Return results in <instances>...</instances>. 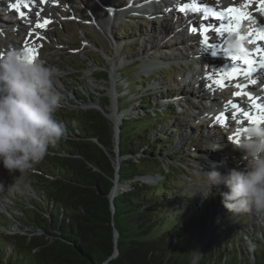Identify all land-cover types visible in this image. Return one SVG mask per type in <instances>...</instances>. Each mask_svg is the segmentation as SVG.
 Returning a JSON list of instances; mask_svg holds the SVG:
<instances>
[{
    "label": "trees",
    "instance_id": "16d2710c",
    "mask_svg": "<svg viewBox=\"0 0 264 264\" xmlns=\"http://www.w3.org/2000/svg\"><path fill=\"white\" fill-rule=\"evenodd\" d=\"M121 32L119 26L116 33ZM125 72L120 71V77L127 80ZM138 85L140 97L128 100L135 92L130 85L128 96L119 101V111L138 102L144 116L128 117L120 126L119 152L125 159L119 183L130 189L114 198L113 216L107 199L114 177L111 129L97 110L79 108L97 98L75 87L77 109L64 108L56 116L66 125L67 138L26 174L31 187L27 200L8 193L14 205L0 213V228L10 223L23 233L0 234V264H192L196 255L194 264H264V239L251 237L253 248L244 246L238 232L225 236L222 245L212 234L199 250L203 235L194 242L196 223L201 225L208 213L200 211L196 221L186 211H174L183 198L176 196L178 170L168 163L167 172L163 160L172 139L151 135L175 109L169 105L159 113L149 112L154 95H148L143 83ZM170 157L176 161L181 154ZM148 176L158 179L152 185L141 181ZM209 219L213 222L214 214ZM221 227L219 221L214 233ZM113 228L118 256L107 261L113 252Z\"/></svg>",
    "mask_w": 264,
    "mask_h": 264
},
{
    "label": "rangeland",
    "instance_id": "374dc122",
    "mask_svg": "<svg viewBox=\"0 0 264 264\" xmlns=\"http://www.w3.org/2000/svg\"><path fill=\"white\" fill-rule=\"evenodd\" d=\"M94 1L95 0H84L79 2L68 0L60 1L58 11H53L54 13H52V16H56V20L54 21L56 25L50 28L46 36H37V38L40 37L38 39L41 42H36L33 45L34 47H32V49L38 52V54H36L38 59L44 60L46 65L53 66L59 71L57 88L62 92L63 103H61L57 113L64 110V108L68 109V106L71 108L69 109L70 111H74V107L77 108L75 106L77 102L73 94L75 87L81 89L86 95L91 96L93 94L97 96V98L102 97L101 94L104 91L107 92V88L101 89L99 85L102 84L101 81L97 82L93 80L94 77L97 79L100 78L98 74L93 76L87 73L88 68L92 66V62L89 58L93 59L94 61H92L100 66L96 67L97 70H108L110 75L111 70L113 71L115 82L112 83L111 77H109L110 82L106 84L111 89L113 88L115 92L116 99L118 100L117 110H119V101L121 99L124 100V97L128 96L129 92L126 91L128 86L133 85L135 90L134 94L129 95L128 100L132 99L133 101L140 97L139 90H142V88L139 87L138 83L144 84V90L149 92L148 95H154L150 99V108L148 109L151 113L154 111L159 113L162 109L163 102H175V100L165 98L164 93L168 91L175 95L176 101L180 95L187 100L191 98L193 94L199 95L201 90L198 92L195 89L194 82H192L190 87H181L184 85L187 78L189 79L192 78L193 75L195 76L193 68H189V72H187L185 70L183 71L181 65L172 67V62L180 61V55L183 52L182 49H187L186 47H189V45H183L180 49L182 52L179 51L178 46L171 47V45H175L174 42L179 38L176 34H172L168 39L171 41V45L167 46L168 49L163 48L165 44L162 45V48L156 46L160 43V31L165 29L167 24L163 25V22L159 18H151L149 22L144 23L138 20H130L127 12L120 10V12H117L115 16H113L114 18L109 25V29L107 28L106 35H104L98 30L97 26L94 25V27H92V18L88 16L89 12L91 15L97 13V17L94 18L98 24L107 23L104 14L101 12L102 10ZM106 1L107 4H114L116 7H121L123 9L125 7L124 4L128 0H98V2L101 3H106ZM134 3L135 2H133V4L130 3V9L125 10L133 12L137 10V6ZM138 3L139 0H136V4ZM101 5L105 6V4ZM71 10L72 12L75 10L73 15L77 22L72 21L73 19L71 20V16H69L71 15V13H69ZM114 11L117 10L114 9ZM27 15H32V13H28ZM86 21L90 22L86 23ZM157 23L161 24L158 26ZM87 24H89V27ZM117 25H121L122 32L120 34L116 33V30L119 28ZM161 25H163V27ZM169 29L171 31L176 28L171 26ZM151 36L153 38L152 40L150 38ZM173 37L175 41L170 39ZM188 38L190 39V37ZM127 39H131L129 44H127ZM165 41L167 40L163 42ZM21 42L22 34L19 36L15 34L9 36L5 35L4 37L0 35V54L10 47L18 48ZM192 42H190V44H192ZM114 46L116 48H114ZM180 46L182 45L180 44ZM155 47H157V51L154 50ZM142 49L144 50V54L140 52ZM127 52L130 54H126ZM105 55H111L113 57L116 68H111L107 62L108 60H104ZM136 56H139V58L136 59H140V61H137V63H139L138 66H136V62L130 63L134 60L133 57ZM186 58H188L187 55ZM111 61L112 60H110V62ZM126 63H130V65L124 68V71H126L125 74L129 75L127 79L129 84H127L126 79H121L120 74L117 73V71L120 70L118 67ZM163 66L165 67L162 68ZM73 67L75 69H73ZM199 67H201V65H199ZM182 89L184 90L182 91ZM200 95L202 96V94ZM213 97L219 96L213 94ZM74 103L76 104L74 105ZM83 106V103L79 105L80 108ZM185 108L184 114L178 113L175 109L174 116L169 120L164 119L165 122L162 125H158L151 134L153 136H165L168 139H172L170 142V149H168L163 160L165 165L170 163L178 170V173H174L176 175L175 179L179 180L176 196L183 198H178L179 200L175 205L174 211H186L193 215L196 221L199 220L200 211L208 213V217L201 221V225L196 223L194 242H196L202 234L203 239L200 246L205 245L212 234L216 235L214 240L215 243L222 245L225 236L234 235L238 232V234L241 235L244 246L247 245L253 248L251 237L259 241H263L264 239V222L258 221L250 214L231 216L222 206L221 197L218 194V191H227L223 185L219 186V189L213 187L211 195L207 200L201 199L199 189L197 188L201 184L200 177L197 174L198 171L201 173L212 171L213 168L211 165L215 164L216 171H219L221 174H227L230 169L237 167L234 163V158L237 156V153L233 152L231 149L233 144L227 142L226 137L214 127L212 131H209L205 125L197 127L200 126H196L198 110H191L187 104ZM125 111H127L126 116L130 115V118L141 115L144 116V111L139 107L138 102L131 103L130 107ZM57 113L56 116L58 115ZM200 114L201 112L198 116H200ZM120 115H123V113ZM201 117H203V114H201ZM205 123H208V121ZM246 125L244 123V126ZM233 133L234 132L231 134L234 135ZM206 134L211 139L206 138ZM231 134L229 137H232ZM230 141L233 142V140ZM167 145L168 142L162 145L161 148ZM174 152L180 153L181 158L176 159V161L172 159L170 155ZM144 180L146 181V178ZM0 185H2V188H0V213H6L5 210H7V208H12L14 205V202L8 198V193H11L12 196L19 195L20 197H24L25 200L28 199L27 189L30 192L31 187L29 186V180L26 174L22 176H19L18 172L9 174L8 170L0 164ZM125 185L129 186V184ZM20 187H24V191L19 192ZM212 214H214L213 222L209 219ZM205 221L206 225H204ZM219 221L222 227L214 233V227L217 226ZM12 223L15 224L14 222ZM22 233L23 232L17 225H11L10 223L7 227L0 228V234L4 235ZM250 259L252 261L251 256Z\"/></svg>",
    "mask_w": 264,
    "mask_h": 264
},
{
    "label": "clouds",
    "instance_id": "9594fccd",
    "mask_svg": "<svg viewBox=\"0 0 264 264\" xmlns=\"http://www.w3.org/2000/svg\"><path fill=\"white\" fill-rule=\"evenodd\" d=\"M255 31L256 25L247 22L227 32L225 52L249 57V33ZM58 76L57 68L38 58L30 61L21 49L10 47L0 54V164L9 174H27L49 155L50 148L67 138L66 125L56 117L63 99L57 88ZM238 135L239 143L231 147L237 153V167L227 174L216 171L215 164L212 171H198L199 195L207 200L213 187L223 185L227 191L218 194L231 216L250 214L264 222V123H249Z\"/></svg>",
    "mask_w": 264,
    "mask_h": 264
},
{
    "label": "snow or ice",
    "instance_id": "6c2138e0",
    "mask_svg": "<svg viewBox=\"0 0 264 264\" xmlns=\"http://www.w3.org/2000/svg\"><path fill=\"white\" fill-rule=\"evenodd\" d=\"M43 3L44 0H41ZM189 7H191L194 11H203L205 18L212 17L218 22H225L221 23V26L217 28L215 31L217 35L223 36L227 32H231L235 29H237L242 22L247 21L251 22L256 25V31L255 33H249L250 37V43L252 45H256L259 42H264V27L260 26L257 21L253 20L247 13L239 11L235 7H228L224 9L223 11H213L211 8H208L207 6H204L202 9L200 7L196 6L195 0H193V3L191 6L185 4L183 7L179 8V11L181 13L185 12ZM258 10L261 13H264V0H261V3L259 4ZM50 23L49 20H45L42 24L37 23L35 25L38 29L45 28ZM191 32H196V28L190 29ZM209 29L207 27H200L199 28V34L203 37L206 32H208ZM31 35V33H29ZM40 38V37H38ZM201 44L203 48L206 50L208 47H213L214 50L211 52L213 56H216L218 54V51L222 52L225 59L230 62L228 68H224L221 70H218L214 73L215 79H211L212 86H215L217 88H223L228 81L235 80L237 77H239L241 74L244 75L245 78L249 80L250 83L255 84L256 79L253 78V73L257 71L258 68H264V48H257L255 51L257 53H261L259 56V59H253L250 55L247 58H238V57H232L228 55L224 49L216 50L215 46H211L208 44L206 38L201 40ZM26 57L31 61L36 59V51L34 49L25 48L24 50ZM237 88H240V85H236ZM234 97H246L249 101L253 113H250L247 110H244L240 113L245 120L248 123H264V103H260L259 99H264V97H260L259 99L257 97H254L252 95H249L247 92L241 90L233 93ZM231 104V107L235 111L238 106L235 103L229 102ZM215 120L218 124L221 126H224L225 118L223 115H217L215 117ZM239 129L236 133V136L239 137ZM230 140H233L232 137H229ZM234 143H239V139L233 140Z\"/></svg>",
    "mask_w": 264,
    "mask_h": 264
},
{
    "label": "water",
    "instance_id": "95a60500",
    "mask_svg": "<svg viewBox=\"0 0 264 264\" xmlns=\"http://www.w3.org/2000/svg\"><path fill=\"white\" fill-rule=\"evenodd\" d=\"M89 59L92 62V66L90 68H88L87 73H89L93 76L95 74H98L100 78L97 79L94 77L93 80L97 81V82L101 81L102 84H99L101 86V89L107 88V92L103 90L104 92L101 94L102 97L97 98V96H95L97 98V101H89L86 104H84L83 107H81V108L79 107V108L83 109V110H86V109L97 110L101 114V116L108 122V125L111 129V143H112V150L111 151L114 155V158L111 160V162L114 166V177L112 180V187H111V189L107 195V199L109 202V208H110L111 214L113 216V214H114V198L117 197L120 193H123V192L130 189V185L127 186V185H122L119 183V174H118L120 164H121L122 160L125 159L124 156H120V152H119V141H120L119 140V132H120V126H121L122 122L128 118L126 116L128 110L127 111H125V110L119 111V110H117L118 107L115 105L114 106V114L112 115L111 108H112L113 102H112V97L110 95L111 88L108 87V85L106 84V83L110 82V80H109V77H111L110 72L108 70H104V71L97 70L96 67H98L99 65L94 63L93 59H91V58H89ZM104 60L107 61V55H105ZM114 103H118V100L115 99ZM68 109H71L70 106H68ZM73 109H77V108L74 107ZM121 113H123V115H120ZM95 142L98 145H100L98 143V141H95ZM164 169L167 172H170V168H169L168 164H166V165L164 164ZM145 178H146V181L144 180ZM157 179H158V177H149L148 176V177L141 178V181L152 185L156 182ZM5 212L7 213V210H5ZM117 240H118V233L113 228V252L107 261L115 259L118 256ZM201 246L199 247V250L202 248ZM199 250H198V252H199ZM197 256L198 255L195 256L194 260L192 261V264H194L196 262Z\"/></svg>",
    "mask_w": 264,
    "mask_h": 264
},
{
    "label": "bare ground",
    "instance_id": "6f19581e",
    "mask_svg": "<svg viewBox=\"0 0 264 264\" xmlns=\"http://www.w3.org/2000/svg\"><path fill=\"white\" fill-rule=\"evenodd\" d=\"M247 1V0H246ZM245 1V2H246ZM259 1H261V0H259ZM2 0H0V11L3 9V5H2ZM133 2H135L134 4L136 5V0H132V1H130L129 0V3H131V4H133ZM251 2H253V0H248V2H246V5H244L243 6V9H247V8H250V3ZM257 3H259L258 2V0H256L255 1V3H253V5H256ZM222 4H224V7H229L230 5L231 6H233V7H235V8H237V6L235 5V4H233L232 2H230V0H222ZM37 4L35 3L34 5H33V10H34V12L37 10ZM136 9L137 10H139L140 9V7L139 6H137L136 7ZM250 9H255V6H253V8H250ZM247 14H250L249 12H247ZM256 16L258 17V19L260 20V22L262 23V24H264V17L262 18L261 17V15H259L258 14V12L256 11ZM8 16H9V14H8ZM28 17H30V15H27ZM4 22H5V20H3ZM2 21V19H0V27H4L5 25H6V23H4ZM95 22V25L97 26V28H98V30L102 33V34H104V35H106V32H107V28L109 27V25H110V23L111 22H108V23H106V24H98V22L97 21H94ZM181 26H179L178 25V28H180ZM169 28H171V26L169 25V26H167L165 29H163V30H161L160 31V37H159V40H160V43L159 44H157L156 46H159V47H161L162 48V45L163 44H165V46L163 47V48H167L168 49V47L167 46H169V45H171V41L170 40H168L169 39V37H171V35L172 34H176V35H179L180 37H181V40H186V43L185 44H183V45H189L190 44V42H192L193 40H196L197 39V35L196 34H194L193 35V37H191L190 36V39L188 38L189 36H188V34L186 33V31H184L183 29H181L180 28V30H179V32H177V29H174V30H171L170 31V29ZM177 28V27H176ZM175 32V33H174ZM151 38V40L153 39L152 38V36L150 37ZM170 39H172V40H174L175 41V38L173 37V38H170ZM164 40H167V41H165V42H163ZM183 42V41H182ZM175 43V45H171V47H174V46H180L178 43V40L176 39V41L174 42ZM182 45V46H183ZM156 48L157 47H155L154 48V50L155 51H157L156 50ZM162 51H164V50H162ZM140 52H142L141 54H144V50L142 49V51H140ZM179 53V52H178ZM196 53V52H195ZM195 53H192L193 55L195 54ZM179 56V55H178ZM127 58H131V57H127ZM134 59H136V58H139V56H136V57H133ZM107 60H108V64L111 66V68H116L115 67V64H114V62H113V57L111 56V55H107ZM110 60H112L111 62H110ZM111 81H112V83H114L115 82V77H114V74H113V71L111 70ZM192 82H194V87L196 88V90L199 92L200 90H201V85H202V83L201 82H195V81H193L192 80V78H187V80L185 81V83H184V85H182L181 87H184L185 88V86H189L190 87V85H192ZM184 89H182V91H183ZM202 91H200L199 92V94H202V96H204V93H201ZM184 93V92H183ZM110 95H111V97H112V102H113V105H112V108H111V110H112V115L114 114V106L116 105L117 106V103H114L115 102V99H116V95H115V92H114V90H113V88L110 90ZM203 113H205V109L204 110H202V113L201 114H203ZM239 116H241V117H236V122H237V124H239L240 126H244V123H245V125L247 124V122L246 121H243L241 118H242V115H240L239 114ZM127 117H129V116H127ZM207 117V116H206ZM228 121V120H227ZM244 122V123H243ZM249 124V123H248ZM237 133V132H236ZM236 133H233L234 135H232V138H233V140H235V139H240V137H237L236 136Z\"/></svg>",
    "mask_w": 264,
    "mask_h": 264
}]
</instances>
